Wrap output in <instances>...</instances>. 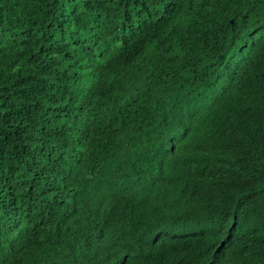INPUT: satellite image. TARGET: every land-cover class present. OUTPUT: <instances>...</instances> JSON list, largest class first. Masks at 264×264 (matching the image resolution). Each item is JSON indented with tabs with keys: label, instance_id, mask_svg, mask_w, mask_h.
Masks as SVG:
<instances>
[{
	"label": "trees",
	"instance_id": "16d2710c",
	"mask_svg": "<svg viewBox=\"0 0 264 264\" xmlns=\"http://www.w3.org/2000/svg\"><path fill=\"white\" fill-rule=\"evenodd\" d=\"M0 264H264V0H0Z\"/></svg>",
	"mask_w": 264,
	"mask_h": 264
}]
</instances>
